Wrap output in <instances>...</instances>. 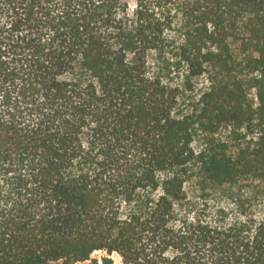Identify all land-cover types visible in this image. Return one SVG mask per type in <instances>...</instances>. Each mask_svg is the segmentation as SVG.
Segmentation results:
<instances>
[{
	"label": "trees",
	"instance_id": "trees-1",
	"mask_svg": "<svg viewBox=\"0 0 264 264\" xmlns=\"http://www.w3.org/2000/svg\"><path fill=\"white\" fill-rule=\"evenodd\" d=\"M264 264V0H0V264Z\"/></svg>",
	"mask_w": 264,
	"mask_h": 264
},
{
	"label": "rangeland",
	"instance_id": "rangeland-1",
	"mask_svg": "<svg viewBox=\"0 0 264 264\" xmlns=\"http://www.w3.org/2000/svg\"><path fill=\"white\" fill-rule=\"evenodd\" d=\"M103 256H104L103 253H96L91 260L81 264H104L102 261ZM113 258H114V264H125L119 255L115 254Z\"/></svg>",
	"mask_w": 264,
	"mask_h": 264
}]
</instances>
